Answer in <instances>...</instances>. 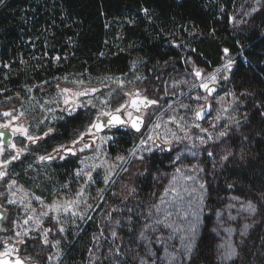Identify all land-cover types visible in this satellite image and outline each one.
<instances>
[{"label": "trees", "instance_id": "1", "mask_svg": "<svg viewBox=\"0 0 264 264\" xmlns=\"http://www.w3.org/2000/svg\"><path fill=\"white\" fill-rule=\"evenodd\" d=\"M4 1L0 2V61L17 63L21 57L26 61L39 57L31 62L27 76L4 78L2 89L19 86L27 77L40 83L73 70L123 74L134 54L146 61V69L167 63L154 69L155 74L166 77L172 69L183 73L186 56L167 44L166 33L172 30L194 31L185 36L187 57L205 71L222 65L223 50L229 49L227 56L234 62L227 84L240 103L234 128L227 129L220 146L205 151L213 153L211 158L198 149L197 157L193 152L172 157L173 151L152 154L143 161L142 175L132 183L137 207L116 230L119 252L99 264H140L141 258L151 264L162 252L171 264H264V0ZM33 45L38 49L35 56ZM46 53L47 59L43 58ZM54 56L60 58L55 66ZM52 90L50 86L42 93ZM1 105L2 110H11L5 101ZM81 115L77 112L58 122L57 137L50 140L72 139L84 124ZM121 140L128 147L131 134L125 133ZM226 153L231 155L222 160ZM70 166L56 167L57 175H65ZM174 166L195 171V177L191 186L186 184L172 195L171 186L162 178ZM248 202L256 206L255 213L243 207ZM145 214L150 216L143 222ZM193 226L194 245L186 254ZM92 231L91 223L70 238L65 256L71 264L84 262ZM229 246L235 249L231 259L225 258Z\"/></svg>", "mask_w": 264, "mask_h": 264}, {"label": "rangeland", "instance_id": "2", "mask_svg": "<svg viewBox=\"0 0 264 264\" xmlns=\"http://www.w3.org/2000/svg\"><path fill=\"white\" fill-rule=\"evenodd\" d=\"M234 20L235 18L231 17L232 23ZM185 32L186 34L172 30L166 33L168 46L180 52L181 56H186L183 60V73L175 69H172L166 77L161 76L159 72L154 73V69L160 70L167 63L151 64L147 72L149 68H145L146 61L134 54L128 71L123 74H93L73 70L46 78L40 83L27 77L19 86L0 88V125L9 124L8 129L12 131L20 127L27 130L26 134L14 132L12 143L0 149V171L6 173L0 178V193H2L0 204L10 212L4 231L0 235V257L6 255L11 258L21 257L28 262L39 264H71L65 256L71 242L70 238L77 237L88 224L92 223L94 231L87 242L85 260L82 263L74 261L72 264H99L104 259L111 260L113 254L117 252L114 251L117 248V235L113 236L112 232H116L118 226L124 224L129 214L137 207L135 190L132 187L134 177L142 175V171L139 172L140 165L149 155L162 154L155 148L154 141L157 140L163 146H171L172 152L175 151L172 157L180 153L191 154V152L197 157L198 149L205 152L212 147L215 148L216 145L220 146L228 134L227 129L234 128L235 125L232 124L237 121L240 108L237 95L235 97L228 95L236 94L227 84L228 79H222L225 76L229 78L231 70L225 71L222 66L228 59L233 61V57H225L223 64L211 71L197 67L187 57L189 47L185 39V36H191L194 31ZM35 48L34 45L30 48L34 56L38 50ZM38 57L39 55L31 61L21 57L17 63L13 60L9 63L0 61V83L10 75L27 76L31 62ZM43 58H49V54L46 53ZM56 58L57 56L52 58L54 66L59 64L60 59ZM196 70L201 72L200 77L196 76ZM212 74L217 75L218 82L215 85L210 84L215 91L209 96L200 84L206 82L207 77ZM47 85L53 89L52 93H42L43 86L49 88ZM65 88L71 91L62 92ZM93 88L98 91L91 92ZM141 89L145 90L142 95L146 94L145 97L148 99L157 101L154 105L141 108L144 110L141 117L145 119L142 129L134 132L126 129L127 127H121L107 129L98 134L96 142L87 143L90 145L87 148L82 145L75 158L68 161L71 166L63 176L57 175L56 168L51 164L40 161L41 156L51 155L53 151L38 154L34 149L26 146L30 142L28 136L42 137L45 133H49V129L53 130L55 123L63 120L66 113H71L69 111L71 104L64 103L65 97L80 105L72 112L80 111L84 121L82 127L75 130V136L64 142L67 143L65 145L72 146L73 141L78 140L80 134L86 131L99 112L114 113L117 107L129 100L125 93ZM86 90H89L88 95H75ZM89 100L91 104H88ZM4 101L11 110L1 109ZM102 101L107 103H101ZM208 101L211 106L208 115L203 121H197L195 113ZM4 112H10L12 115L4 116ZM131 112L134 113L132 110ZM13 117L17 118L13 119ZM124 117L128 119L127 116ZM156 124L160 126L154 127ZM196 124L200 127H196ZM201 129H207V132H202ZM221 132H226V135L220 136ZM125 133L131 134L128 147L122 145L124 141L121 139ZM149 136L152 140H148ZM201 138L207 143L201 144ZM141 140H146L147 143L141 145ZM165 140L168 141L167 144L164 143ZM11 145L16 147L13 148ZM61 145L65 146L62 142L53 144L54 149ZM19 149H23L21 153H26L27 158L14 169L11 160ZM208 153L209 151L205 152L208 158L213 157V154L209 156ZM117 157L124 159L118 160ZM5 161L8 163H4ZM180 168L174 166L171 172L164 175L166 179L162 178V181L167 180V186L168 183L171 186L172 195L186 184L190 185L189 182L195 177V171L187 169L184 171ZM176 169L180 171L177 172ZM89 172L91 179L85 175ZM10 184L11 188H9ZM12 193L15 195L13 196ZM78 193L80 195H77ZM163 197L164 193L156 202H160ZM10 199L15 200L16 203H9ZM73 201L78 203L72 204ZM65 207L69 208L67 212L64 211ZM144 207L148 208L149 204H144ZM146 216L150 215L145 214L142 218L143 222L146 221ZM160 217L159 214L157 218ZM158 219L153 218V222H159ZM26 220L27 224L24 223ZM60 227L64 228L63 232L59 231ZM45 229L51 230L47 234L48 244L43 242ZM18 232L21 233L19 237L16 236ZM21 239L24 240L23 244L17 242ZM57 241H59L58 245H56ZM5 244L9 246L6 255ZM150 244L156 248L153 241ZM164 244L163 242L162 246ZM13 245L15 250H12ZM177 250L176 248L175 251ZM164 256L162 252L154 262L151 260V264L157 262L160 264V260L163 261L161 264H171Z\"/></svg>", "mask_w": 264, "mask_h": 264}, {"label": "snow or ice", "instance_id": "3", "mask_svg": "<svg viewBox=\"0 0 264 264\" xmlns=\"http://www.w3.org/2000/svg\"><path fill=\"white\" fill-rule=\"evenodd\" d=\"M0 2H2V0H0ZM144 11H145V13H147V9H145ZM253 11H255V9H253ZM223 51H224V53H225V55L227 57V54L229 52V49L225 48ZM56 59L59 60L60 58L57 57ZM232 65H233V61L231 59H228L227 60V63L225 65H223L222 67H223V69L225 71H230L231 68H232ZM195 74H196L197 77H200L201 76V72L199 70H196V73ZM222 79H225L226 80V79H228V77L225 76V77H222ZM217 82H218L217 81V75L216 74H212V75H210V76L207 77V81L206 82H202L200 84V87H202L203 89H205V91L210 95L211 93H213L215 91V88L214 87H210V84L211 85H215ZM70 91L71 90L70 89H67V88L62 89V92H64V93H68ZM88 91L89 90H86V91L80 92V93H75V95H77V96H85V95H88ZM90 91L91 92H96L98 90L93 88ZM125 95L129 97V100L128 101H125V103H123L119 107H117L114 110V113L113 112H106V111L99 112V114L96 116V118L94 119V121L91 124L88 125L86 131L84 133H81L80 136H79V138H78V140H74L73 141V144H76L79 141H82L86 135L87 136L94 137L93 129H95L96 131H101L103 128H106V127H115L116 125H125V126H127L128 124H130L133 129H135L137 132H139L140 131V127L143 124V119L140 116L133 117L132 112L129 111L128 109H136L137 111H139L141 105H143L144 107H148V106H151V105L156 104L157 101L156 100H152V99H148L147 97H142L141 98L139 91H136L135 93H132V92L125 93ZM228 95H231V96L235 97L236 94L235 93H229ZM243 95H247V93H243ZM199 98L200 97H197V99H199ZM205 99H207V97H205ZM64 103L66 105L71 104V107L69 109L70 112L75 111L76 108L78 106H80V105L75 104L72 100H70L67 97H65ZM91 103H92L91 100H89L88 101V104H91ZM101 103H107V102L106 101H102ZM93 107H94V105H93ZM182 107H187V105H182ZM203 112H204V109L203 108H201L200 110H198L195 113L196 117L197 118H200L203 115ZM3 115L4 116H11L12 114L10 112H4ZM21 115H23V113H21ZM123 116H127L128 119H124ZM101 117H106V119H103L102 120ZM16 118L17 117H13V119H16ZM217 119H219V117H217ZM159 126H160L159 124H156L154 127L158 128ZM195 126L198 127V128L200 127L199 124H196ZM0 127H2V128H8L9 127V124H2V125H0ZM17 131L18 132H21V133H25V134L27 132V130L24 129V128H22V127H20V128H14L13 129V132H17ZM51 131H52V129H49V132H51ZM201 131L202 132H207V129H201ZM3 135H4V133L3 132H0V137H2ZM44 135L47 136L48 133H45ZM219 135L220 136H225L226 135V132H221ZM27 138L30 141H32L33 143H35L39 139V137H33V136H28ZM108 139H110V137ZM148 140H152V137L149 136L148 137ZM145 143H147L146 140H141L140 141V144L141 145H143ZM164 143L167 144L168 141L165 140ZM200 143L201 144H205V143H207V141L204 138H201L200 139ZM11 147L15 148L16 146L15 145H11ZM84 147L87 148V147H90V145L87 144V143H85ZM82 150L83 149H81V151ZM147 150L148 151H151V149H147ZM21 151H23V149H19L17 151V156H13L12 159H16L18 157V155L20 154ZM53 151L56 152V153H58V154L61 151L66 152V153H69V154H74V149L73 148H71V147H65L63 145H61L57 149H54ZM212 154L213 153L211 151H209L208 155L211 156ZM230 155H231V153H226L224 156H222L221 159L222 160H227ZM61 158H63V156H61ZM52 159H54V157L51 156V155L41 156L40 157V160H52ZM117 159L118 160H123L124 157H117ZM4 163H8V161H5ZM176 171L179 172L180 169H176ZM77 174L79 175L80 172H78ZM5 175H6L5 172L0 171V178H3ZM85 175H87L88 178L91 179V173L90 172L89 173H85ZM188 179H191V177H188ZM14 183L15 182L13 181L12 184H14ZM11 186L12 185L10 184L9 185V188H11ZM200 187H201V189H203L204 188V185L201 184ZM0 195H2V193H0ZM12 195L14 196L15 193H12ZM77 195H80V193H78ZM261 199H264V194H262ZM8 202L9 203H16V201L15 200H12V199H10ZM71 203L72 204H75V203H78V201H73ZM243 207H245V210H247V211H249L251 213H255L257 211L256 206L254 204H252L251 202H248L247 205H243ZM68 210H69V208H67V207L64 208V211L65 212H67ZM157 210H159V209L157 208ZM75 214L76 213H73V215H75ZM0 215H2V214H0ZM43 215H47V213H43ZM217 215H219V213H217ZM230 219H231V217H230ZM24 223L27 224L28 221L26 220ZM37 223H39V221H37ZM245 227H247V226H245ZM49 231H51V230L50 229H45L44 230V240H43V242L45 244H48L49 243V241L47 239V234H48ZM59 231L63 232L64 231V228L63 227H60L59 228ZM189 231H190V236L192 238L185 245L186 254L187 253H191V251H192V248H193V245H194V240H195V227L193 226L192 228H190ZM226 231H231V229H226ZM20 235H21V233H19V232L16 233V236L17 237H19ZM25 235H27V233H25ZM112 235L113 236H116V232L113 231L112 232ZM143 235L144 234L141 233V236H143ZM17 242L20 243V244H23L24 243V240L21 239V240H18ZM58 244H59V241L56 242V245H58ZM56 245H53V246L55 247ZM8 249H9V246L7 244H5V253H4L5 255L7 254ZM12 250H15L14 245L12 246ZM116 251L118 253L119 252V249L117 248ZM150 253H151V250L149 248L148 249V254H150ZM234 255H235V249L232 248L231 246H229L228 251L225 253V258L231 259L232 256H234ZM49 259H51V257H49ZM189 259H190V256H189ZM5 264H8V262H5ZM16 264H22V261H20V259L17 258L16 259ZM140 264H148V262H147V260L141 258Z\"/></svg>", "mask_w": 264, "mask_h": 264}, {"label": "flooded vegetation", "instance_id": "4", "mask_svg": "<svg viewBox=\"0 0 264 264\" xmlns=\"http://www.w3.org/2000/svg\"><path fill=\"white\" fill-rule=\"evenodd\" d=\"M143 92H145L144 89L139 90L140 97H145L146 94L145 95L144 94L142 95ZM131 110L133 111V109H131ZM142 111H144V110L140 109L139 111H134V113L132 112V115L133 116L137 115V116H140L141 117L142 116ZM76 113L77 112H75V113L74 112H71V113H68V114L66 113V117L72 116V115H74ZM78 113H80V111H78ZM56 124L57 123H55V126L53 127V130L51 132H49L47 136L43 135L35 143H33L32 141H30L28 144H26V146L29 147V148H31V149H34V152L39 154L41 152H43V153H46L47 152L48 153L50 151H53L54 150V146H53L54 143L58 144V142L59 143L62 142V144H64V145L67 144V143H64V142L67 141V140H70V139H57L55 141L54 140H52V141L50 140V139H53V138L57 137V133L58 132L56 130V126H57ZM80 128H78V130ZM126 129H129L130 131H133L130 127H127ZM90 137L91 136H87L86 135L82 141H79L78 143L72 145V147H75L76 148V150H75L76 154L75 155H70L69 153H65L63 151H61L58 154V153H56V152L53 151L50 154H51V156L54 157V159H52V160H42V162L44 164H51L52 166H54V168L59 167L60 165H64V164L68 163L69 160H72L73 158H75V156L79 152V149H80V147L82 145H85V143H90ZM154 145H155V148H157V150L160 151L161 153H171L172 152L171 146H169V149L167 150L163 145H160V143H158V142L156 143L154 141ZM65 147H71V146L65 145ZM15 156H17V154ZM61 156H63V158H61ZM26 158H27L26 153H21L20 152V154L18 155V157L16 159H12L11 160L12 168H14V169L18 168L22 163H24V161L26 160ZM0 161H1V159H0ZM1 207H3V206L1 205ZM3 208H5L6 210H8V208H6V207H3Z\"/></svg>", "mask_w": 264, "mask_h": 264}, {"label": "water", "instance_id": "5", "mask_svg": "<svg viewBox=\"0 0 264 264\" xmlns=\"http://www.w3.org/2000/svg\"><path fill=\"white\" fill-rule=\"evenodd\" d=\"M6 1V0H5ZM4 1V2H5ZM136 91H134V92H132V93H135ZM214 93V92H213ZM213 93H211L209 96H212L213 95ZM142 98V97H141ZM149 107V106H148ZM141 108H147V107H144L143 105H141L140 106V109ZM210 108H211V106H210V102L208 101V102H206V104H205V106L203 107V109H204V112H203V115L200 117V118H197L196 117V115H195V117H196V119H197V121H203L204 120V118L208 115V113H209V111H210ZM201 109V108H200ZM200 109H198V110H200ZM129 110H131V109H129ZM197 110V111H198ZM133 111H137L136 109H133ZM137 115H135V116H133V117H136ZM123 118L124 119H126L124 116H123ZM101 119L103 120V119H106V117H101ZM143 119V124L141 125V127H140V130L142 129V127H143V125H144V118H142ZM121 127H130L134 132H137L135 129H133L132 127H131V125L130 124H128L127 126H125V125H116L115 127H106V128H103L101 131H96L95 129H93V132H94V137H90V142L91 143H94V142H96V140H97V138H98V134H100V133H102V132H104L105 130H107V129H117V128H121ZM0 132H3L4 133V135L2 136V137H0V149L1 148H3V147H6V146H9L11 143H12V141H13V138H14V132L12 131V130H10V129H8V128H2V127H0ZM155 142L157 143V140H155ZM167 150L169 149V146H164ZM71 148H73L74 149V154H70V155H75L76 154V152H75V150H76V148L75 147H72L71 146ZM66 153V152H65ZM0 169H1V164H0ZM0 214H2V215H0V235L3 233V231H4V226H5V224H6V222L8 221V219H9V211L8 210H6L5 208H3V207H1V205H0ZM17 258H19L20 259V261H22V264H39L38 262H28V261H26V260H24L23 258H21V257H14V258H11L10 256H8V255H6V256H2V257H0V264H5V262H8V264H16V259Z\"/></svg>", "mask_w": 264, "mask_h": 264}]
</instances>
